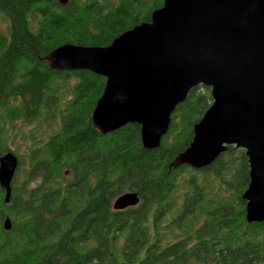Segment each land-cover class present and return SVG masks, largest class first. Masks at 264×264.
I'll return each instance as SVG.
<instances>
[{
  "label": "trees",
  "instance_id": "16d2710c",
  "mask_svg": "<svg viewBox=\"0 0 264 264\" xmlns=\"http://www.w3.org/2000/svg\"><path fill=\"white\" fill-rule=\"evenodd\" d=\"M163 1L0 0V156L19 159L10 205L0 185V264H264V222H247L242 199L245 151L229 146L201 170L170 167L213 101L209 87L189 92L147 150L139 125L94 127L105 77L44 59L65 43L107 46ZM36 177L41 186L22 201ZM129 190L139 205L114 210Z\"/></svg>",
  "mask_w": 264,
  "mask_h": 264
},
{
  "label": "water",
  "instance_id": "95a60500",
  "mask_svg": "<svg viewBox=\"0 0 264 264\" xmlns=\"http://www.w3.org/2000/svg\"><path fill=\"white\" fill-rule=\"evenodd\" d=\"M44 59L53 70H88L105 77L92 113L94 127L108 134L139 125L147 150L160 147L172 113L189 92L209 87L213 101L170 167L201 170L229 146L243 149L250 179L242 195L246 220L264 222V0H164L150 21L107 46L65 43ZM18 164L12 151L0 156L5 202ZM140 201L138 192L126 191L116 197L113 209ZM4 228H11L9 218Z\"/></svg>",
  "mask_w": 264,
  "mask_h": 264
},
{
  "label": "flooded vegetation",
  "instance_id": "af4514ba",
  "mask_svg": "<svg viewBox=\"0 0 264 264\" xmlns=\"http://www.w3.org/2000/svg\"><path fill=\"white\" fill-rule=\"evenodd\" d=\"M41 184H42V179L40 177H36L34 179H30L27 182H24V185L22 187V191H21V194H20V197H21L22 201H24V202L26 201L27 202V200L32 196V191L38 189L41 186ZM13 185H14V180L12 181V185H11L12 189H13ZM12 189H11V195H12ZM4 193H5V190H4ZM35 194L39 195L40 192L36 191ZM6 203L8 205H10L11 204V198H10V201L6 202ZM7 218H9L11 220V217L6 215V217L4 218V221H3V228H4V222H5V220ZM11 227H12V220H11ZM10 229H5V230L9 231Z\"/></svg>",
  "mask_w": 264,
  "mask_h": 264
},
{
  "label": "bare ground",
  "instance_id": "6f19581e",
  "mask_svg": "<svg viewBox=\"0 0 264 264\" xmlns=\"http://www.w3.org/2000/svg\"><path fill=\"white\" fill-rule=\"evenodd\" d=\"M49 64V63H48ZM50 66V65H49ZM236 148V147H235ZM241 149V148H240ZM129 191H132V190H129ZM11 198V197H10Z\"/></svg>",
  "mask_w": 264,
  "mask_h": 264
}]
</instances>
